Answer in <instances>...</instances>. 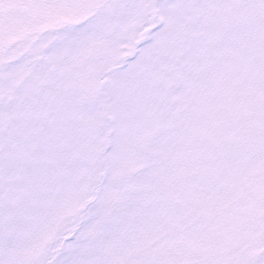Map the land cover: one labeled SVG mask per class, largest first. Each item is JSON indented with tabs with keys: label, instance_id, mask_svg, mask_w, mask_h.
<instances>
[{
	"label": "snow or ice",
	"instance_id": "1",
	"mask_svg": "<svg viewBox=\"0 0 264 264\" xmlns=\"http://www.w3.org/2000/svg\"><path fill=\"white\" fill-rule=\"evenodd\" d=\"M0 264H264V0H0Z\"/></svg>",
	"mask_w": 264,
	"mask_h": 264
}]
</instances>
